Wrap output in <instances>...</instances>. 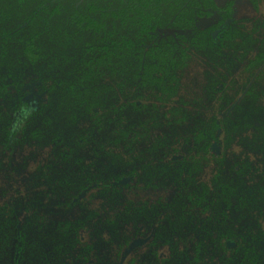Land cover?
I'll return each mask as SVG.
<instances>
[{"label":"flooded vegetation","instance_id":"obj_1","mask_svg":"<svg viewBox=\"0 0 264 264\" xmlns=\"http://www.w3.org/2000/svg\"><path fill=\"white\" fill-rule=\"evenodd\" d=\"M253 1L255 0H251V2ZM212 2L214 6L208 7L202 3V0H184L180 3L177 12L185 11V18L178 22L174 18L175 21L173 20V22H157L148 25L146 33L150 36L149 39H146V35L141 38L134 35L132 38L134 42L133 76L129 84L131 103L129 117L131 118L132 139L138 138L137 130L144 129L150 136L152 132L161 127L155 121V117L159 113L163 120V127H165V120L169 124L178 125L186 118L187 113L184 109L174 110V108L168 107L172 99L180 100L179 96L182 95L180 89L181 76L176 77L179 80V94L170 98L165 93V52L169 53V46L167 45L165 48V42L169 39L175 41L172 47L177 46L176 49L172 48L174 57L176 56L175 53H180L179 49L185 51L187 55L186 68L191 63L190 53L192 49L193 51L197 49L196 47L204 48L215 54L217 60H220V63L216 64L219 67V70L216 71L217 76L209 78L207 85H204L207 87V93L204 94L205 102H212L209 111L207 112V109L205 111L211 113V118L208 125L199 127L197 139L194 142L201 144V146H197V150L195 148V151H192L195 156L194 159L203 164L201 174L196 177L201 176L205 183H211L213 186L212 177L217 171L215 159L218 156L222 157L224 162L228 164L237 161L240 165L242 164L243 168L248 166L246 169L247 173L250 174H257L258 166L254 162L259 165L261 159L264 158V130L254 129L253 138H249V135L252 134L246 129L238 134L232 133V120L236 117L235 108L245 99L249 91L255 98L252 101L255 109L256 106H264V59L259 65H256L255 61L250 62L260 49H264L262 44L264 23L258 25V28L252 27L247 32L239 29L242 22L236 21L235 17L232 18V3L228 2L224 7L225 9L221 11V17L217 24L210 31L204 33L197 29L196 24L200 19L208 17L210 12L218 10L214 0ZM7 16L12 18L11 13ZM165 29L171 30L175 37L165 36ZM237 30H241V32H237ZM207 35L215 40L211 46L203 44L207 40ZM248 38L251 39L252 44L243 42L244 40L248 41ZM139 42L142 43L139 44ZM0 47L2 48L0 66L3 65L2 75L0 74V98L5 99L11 105L12 109L10 108V110L13 111L11 115L9 112L7 113L9 115L7 123L2 127L0 135L4 141L5 149L10 153L15 147L19 151V149L28 146L31 140L34 143L39 142L43 136H31L33 130L44 131L40 127V125H44L42 124L43 109L39 105L42 102V104L46 103L50 96L60 103L63 96L61 95L62 91L68 90V86L71 87V82H66L67 87L64 89L59 86V79L57 78H50L52 80L49 82V78H47L42 82L40 80L42 67L39 60L33 64L29 62L26 64L21 61L19 56L20 46L6 41ZM217 60L215 59V61ZM109 77H105L104 80H110ZM64 78L66 77L64 76ZM121 79H124V76L119 77V82ZM153 79L161 80L160 88L151 84ZM199 83L202 82L196 78L194 85H199ZM27 90L30 93L26 96ZM120 90V87H115L118 108H122L125 102L121 98ZM229 99H232L231 103H228ZM222 103L226 105L220 106ZM249 106L250 97L242 104V114L249 116V121H253L250 117L254 116L255 112H248ZM60 115H62L61 111ZM147 117L149 120H146ZM261 119L263 120L262 115ZM64 121L65 118L61 122V128H63L62 126L70 127L71 131L67 135L62 133L63 139H56L54 142L49 139L50 149L57 155L48 157L45 163H41L38 159L34 167L30 165L31 170L36 172L35 191L37 193L42 191L43 193V191L48 190L49 193H52L54 197L50 200L55 203L56 210L60 213L59 215H63V218L57 221H48V219L46 221L41 217H36L26 223V212L30 214V211L22 206L20 214L18 207L15 208L14 205L9 204L1 192L0 264H223L220 261L222 259L227 262L226 264H232L229 257L232 258L236 254L229 251L224 252L221 244H224L227 250L235 248L236 244L241 248L253 249L254 254L252 255L258 261L256 264H264V188H255L243 198V211L244 213L247 212L244 216L246 218L243 220H227L223 222V226H219L216 220H205L203 224L197 222L196 226L192 225L196 231L190 230L189 223L191 224V222L186 218L185 209H181V223H179L176 231L171 227L169 228V221L165 219V217L169 218L168 208L162 209V212L164 210L166 212L163 217H160L157 216V205L148 206L146 208L149 209L148 213L141 214L145 223L139 226L136 222L130 224L135 228L132 239L129 241L126 235H122L123 233L119 230L121 226H115L120 217L117 215L120 211L111 209L113 204L106 203V195H110L109 193L115 188L125 185L127 181L133 180L137 172L134 171L130 177L129 175H124L126 178L118 177L110 185H106L104 180L108 177H106L105 171L99 167L98 162L106 158L107 153L108 158L110 155L112 156V152L115 154L121 148L110 145L109 148H106V146H101L102 142L91 146L90 144L93 143L91 140L92 133H89L88 129L74 130L73 127L76 125L69 124L66 126ZM29 125L32 129L26 132L27 136H25V129ZM57 129H60V125L56 126ZM65 131L68 130L65 129ZM94 131L96 132V128ZM258 132L261 133L262 136L260 137L263 140L256 138ZM58 133L53 132L51 137L53 138ZM212 133H214L213 139ZM65 137H67V141L64 140ZM234 142L236 147L242 148V152L239 151L240 154L236 155L230 162L226 160L225 156ZM252 145H260L256 150L257 155L251 156ZM36 149L37 147H34V150ZM175 158L182 160L184 157H172V159ZM188 159L190 160L191 157ZM6 160L7 158L4 157V161ZM210 162L214 165L212 175L204 172V168ZM7 163L8 165H1V172H9V162L7 161ZM26 163L24 164L26 165ZM28 166L24 169L30 172ZM235 170L238 171L239 167H236ZM61 176L65 181L58 183L57 179ZM47 182H50V187L47 186ZM0 191L8 193L9 188ZM212 192L214 203H216L218 197L214 187H212ZM63 196L66 197L63 198ZM59 197L61 198L59 199ZM69 199L73 204L67 206L65 202ZM233 202L234 200L231 199L230 203ZM55 207L54 211L46 210L40 201L37 210L44 209L43 211L50 214L51 212L55 213ZM106 211H112L114 212L112 217L116 216V219L108 221L106 224L108 228L105 227L106 219L104 216ZM253 214H258V217L255 218ZM39 215V213L36 214V216ZM133 215H130L131 219ZM128 218L129 215L126 214L124 220L120 221L122 222L121 225L126 224L129 221ZM153 218L156 219L154 222L165 220V224H167L165 229L159 227V223H153ZM61 224H66L65 227L68 232L65 233L63 240L65 248L57 252L55 244L60 239L57 231ZM54 225L55 227H53ZM157 228L158 230H156ZM84 230H86V235L83 239L81 232ZM107 231L109 233H106ZM174 237L177 239L172 241L171 239ZM229 238L230 240H228ZM155 240L158 245L160 243L156 250L153 246ZM90 241H93V244ZM178 241L183 242V247L178 246L177 252L170 251V247ZM170 242L171 246H169ZM196 242L209 245L210 251L192 252L190 246ZM31 244L34 245V248L31 247ZM163 246H165V251L158 252V249L164 248ZM244 254L245 251L240 252V255Z\"/></svg>","mask_w":264,"mask_h":264},{"label":"trees","instance_id":"obj_2","mask_svg":"<svg viewBox=\"0 0 264 264\" xmlns=\"http://www.w3.org/2000/svg\"><path fill=\"white\" fill-rule=\"evenodd\" d=\"M183 1L0 0V45L7 41L10 44L20 46L19 56L21 61H24L26 64L27 62L33 64L37 60L48 63L50 60H54V57L52 58L51 54H44V46L41 43L39 45L38 42V38L42 35L40 32L50 29L60 35L57 37L60 40L58 43L61 48L59 56L68 55L70 47L62 44V41L68 38V33L83 32V34L90 36L91 41L83 43L74 55V58L64 60L65 62H73V67L71 68V87L68 86V90L64 89V87H67L66 81L58 80L59 86L64 89L61 93L63 96L60 99L62 103H59V106H62V114L65 118L64 125H76L82 118L85 120L89 119L91 129H88V132L94 133L95 128L96 132L100 131L103 136L101 146H106V148H109V145L112 147L117 146V148L120 147L127 153H131L132 149L135 146L142 145L148 136L147 131L140 129L136 131L138 138H131L129 84L133 76L132 54L134 42L132 38L134 35H138V38L146 35V39H149L150 36L146 33L148 25L157 22H173L174 18L178 22L180 19L185 18V11L177 12L180 3ZM202 3L208 7L214 6L212 0H202ZM9 13L12 14V18L11 16H7ZM164 14L165 17H163ZM226 32L229 33L228 30ZM41 38L45 39L50 46H55L50 37L46 39L42 36ZM247 40L243 42L252 44L250 38ZM173 43L175 41L172 39L165 42V48H167V45L169 46V53L165 52V93L170 98L175 94H179V80L176 77H179L187 66L185 51L179 49L180 53H175V57L172 54L174 53L172 48H177V46L172 47ZM214 43L215 40L210 35H207V40L203 44L211 46ZM139 44L137 43V46ZM262 44L264 46V39ZM53 52L55 51L51 49L50 53ZM139 58H141L140 55ZM263 59L264 49H260L250 62L255 61L256 65H259ZM40 66L42 67V71H40V80L42 82L50 76L51 72L56 75L60 74L59 66L49 67L48 65L47 70L43 65ZM68 71L69 69L64 72L65 77H67ZM120 76H124V79H121L119 82ZM105 77H109L110 80H104ZM151 84L160 88L161 80L153 79ZM116 86L121 88V98L125 101L122 108L117 107ZM249 97L250 106L247 108V111L255 112L254 116L250 117L253 121H249V116L242 114V104ZM254 100L255 98L252 96L251 91H249L245 99L236 106V117L232 120L233 134L240 133L243 129H246L247 125L249 126L254 122L257 123L254 129L264 130V106H256L255 109L252 105V101ZM231 102L232 99H229L228 103ZM26 111H28L27 108ZM261 115L263 120L261 119ZM146 120H149L148 117ZM49 123L50 121L47 118L42 120L44 126H48ZM104 124L109 126H104L103 130H100L99 127H102ZM46 131L33 130L31 136H44ZM57 132H59L58 135L53 138L51 135L49 136L52 142L56 139H63L62 132ZM213 135L214 133H212V139L214 138ZM215 160L217 171L212 177L213 186L211 183H205L202 178L196 177L198 174H201L203 164L199 163L198 160H192L189 166L191 168V170L189 169L191 178L188 179V182L183 187L191 185L193 191L183 193L182 195L179 193L173 200L171 207H168L169 218L165 217V219L169 221V228L178 230L182 218V208L186 210V218L191 222V224L189 223L190 230L194 231H196L194 226H196L197 222L203 224L205 220L210 221L213 219L218 222L219 226H223V222L227 220H243L246 218L244 216H246L247 212L244 213L243 211V198L255 188H264V169L263 172L258 169V172L256 171L257 174H250L247 173L246 168L248 166L243 168L242 164L240 165L237 161L236 163L228 164L220 156ZM236 167H239L238 171L235 170ZM173 173L178 174V170H173ZM131 175L132 173L129 174V177ZM63 181L65 179L62 176L57 179L58 183H62ZM49 183L47 182L48 187H50ZM212 187L217 192L216 196L218 199L216 203L213 200ZM53 197L54 195L49 193L48 190L43 191L41 203L44 209L53 210L50 207L53 206L51 204L53 202L49 200ZM46 199H48L47 203H45ZM70 199L65 202V205L70 206L73 204ZM231 199L234 200L233 203H230ZM172 220L173 223L170 224ZM65 225H59V230L57 231L58 237H60L55 244L57 252L65 248L63 240L65 233L68 232ZM159 245L155 240L153 242L154 250ZM171 245L170 242L169 246ZM178 246V243H174L170 247V251L177 252ZM221 246H223L224 252L229 251L236 254L232 258L229 257V261L232 264H256L258 262L252 255L254 254L253 249L241 248L238 244L230 250H227L224 244H221ZM31 247L34 248V245L31 244ZM190 249L195 253L210 251L209 245L206 246L202 242L192 243ZM16 251L18 252V250ZM242 251H245L244 255H240ZM220 261L223 264L227 263L224 259Z\"/></svg>","mask_w":264,"mask_h":264},{"label":"rangeland","instance_id":"obj_3","mask_svg":"<svg viewBox=\"0 0 264 264\" xmlns=\"http://www.w3.org/2000/svg\"><path fill=\"white\" fill-rule=\"evenodd\" d=\"M228 2L232 3V18L235 17L236 21L242 22V24L239 25V29H243V31L247 32L252 27L258 28V25L264 23V0H255L253 2H251V0H214V3L218 10L210 12L208 17L200 19L196 24L197 29L204 33L210 31V29L214 27L220 20L221 11L225 9L224 7ZM237 32H241V30H237ZM40 34H42L41 37L43 36L46 39L50 37L52 42L55 44V46H50L49 44H47L45 39L41 37L38 38L39 45L41 43L44 46V54H51V57H54V60H50L48 63L40 60V65H43L46 70L48 65L49 67L59 66L60 70L59 75L51 72L50 76H48V82L52 80L50 78H57L62 81L65 80L68 83L71 82V68L73 67V62H65L64 60L74 58V55L78 51L79 47H81L83 43L91 41L90 36L83 34V32L68 33V38L62 41L63 45L70 47L68 49V55L59 56L61 48L58 43V41L60 40L57 37H59L60 35L56 31L50 29H47L44 32H40ZM165 36L175 37L174 33L168 29H165ZM196 48L197 49H195L194 51L192 49L190 53L191 63L188 64V67L185 68L184 72H182V74L180 75L182 77L180 84L182 95L179 96L180 100L172 99L168 105L170 109L174 108V110H185L187 116L183 120V122L175 125L169 124V122L165 120V127H163L161 114H156L157 117H155V121L156 123L161 125V127L152 132L150 136H147L145 141H142V145L140 144V146H135L132 149V153H127L125 150L123 152L122 148L118 149L115 154L112 152V156L110 155L108 158L106 156V158H103L98 162L99 167L105 171L106 177H108L106 178V180H104V183L106 185H110L114 181V179L118 177L126 178V176L124 175H129L134 171L137 172V175L133 180L127 181L125 185L115 188V190L109 193L110 195H106V203L115 205L114 207L113 205H111V209L120 211L117 214L120 217L117 219V225L115 226H121L119 230H121V232L123 233L122 235H126V238L129 241L130 239H132L133 229L135 228L130 224L136 222L137 226H139L145 223L143 220L144 218L143 216H141V214L144 215L148 213L149 209H146L148 206L157 205V216L163 217L164 213L166 212V208L171 207L173 200L179 193L182 195L183 193H190L193 191L191 185L185 187L187 189L186 191L183 186H185L188 182V179L191 178L189 175V169L191 170V168L189 166L191 165L192 160H194L195 157L192 154V151L195 148V150H197V146H201V144H196L194 142L197 139V133L200 129L199 127H201L202 125H208L211 118V113L207 112L209 111L212 102H205L204 94L207 93V87H204V85H207L209 78H214L215 76H217L216 71L219 70V67L216 64L220 63V60H217L215 54L204 48ZM51 49L55 52L50 53ZM0 53H2L1 47ZM215 59L217 61H215ZM4 60L5 57L3 59V63ZM2 68L3 65L0 66L1 75L3 71ZM68 69V75L66 78H64V72ZM195 77L202 83H199V85H194L196 81ZM5 82H7V79H5ZM29 93L30 92L27 90L25 92V95L27 96ZM42 103L39 105L43 109L42 120L43 117L47 118L50 123L46 127L40 125V127L44 131H47L45 132V135L39 140V142L34 143L33 140H31V142L28 143V146L19 149V151L18 148L15 147L13 148V151L8 153L5 149L4 141L0 135V190L9 188L8 193L5 191H0V193L3 192L9 204L14 205L15 208L18 207L20 214L22 212V206L30 211V214L25 211L27 214V217L25 218L26 223L29 220H34L36 217H41V219L46 221L47 219L48 221H57L63 218V215H59L60 213H58V211L56 210V207L54 206L55 203H51L55 207V213H46V211H43V208V210H37L43 193L42 191L40 193H37L35 191L36 172L35 170H31L30 165L31 167H34L36 162H38V159H40L41 163H45L48 157L55 156V154L57 155V153H54V151H51L50 149L49 136L53 132L62 131V133H65L67 135L68 132L71 131L70 127L66 128L62 126L63 128H61V122L64 118V115H60V111L62 113L63 111L61 110L62 106H58V100H55L54 97L50 96L46 103ZM225 105V103H222L220 106ZM10 108L11 105L6 102L5 99L0 98V134L2 127L7 123V117L9 116L7 113L9 112V114L11 115L13 112L12 110H10ZM206 109L207 112L205 111ZM228 109L229 107L227 108V110ZM58 120L60 124L57 123ZM129 122L131 124L130 117ZM89 124H91L89 122V119L85 120L82 118L81 121L76 124V127H73V129L79 131L86 129L90 130L91 125L89 127ZM57 125H60V129L56 130ZM256 125L257 123L254 122L246 127V130H249V133L252 134L249 135V138H253V136L255 135L254 128L252 127H255ZM104 126L108 127L109 125L104 124L100 128V130H103ZM30 129L32 128L29 125L25 129V136H27L26 132H28ZM65 129H67L68 131H65ZM260 136L262 135L260 132H258L256 138L260 139ZM64 140L67 141V137H65ZM91 140L93 142L90 144L91 146L98 145L102 142L103 136L100 132H94L91 135ZM234 144L235 142L231 145L228 153H226L225 156L226 160L230 162L234 157H236V155H239L242 152V148H238ZM34 147H37V149L34 150ZM258 147H260V145L251 146V156L257 155L256 150ZM177 156H182L184 158L182 160H179L177 158L172 159V157ZM4 157L7 158L6 161H4ZM189 157H191L190 160L188 159ZM263 159L264 158L261 159L259 165L257 162H254V164L258 166V169L261 172H263L264 169ZM7 161L9 162V172L3 173L1 172V165H8ZM126 162L128 163L127 165L125 164ZM24 163H26V165ZM27 165H29L28 167L31 170L30 172L24 169ZM213 167L214 165L212 162L208 163V165L204 168V172L208 175H212ZM176 169L178 170V174L173 173V170ZM199 178H201V176H199ZM60 198L61 197H59V199ZM47 202L48 199L45 200V203ZM56 202L61 203L58 201ZM96 202L101 203L98 201ZM53 206L50 207L54 209ZM162 209L165 210L162 212ZM37 213H39L40 215L36 216ZM113 214L114 212L112 211L105 212V225L108 223V221L116 219V216L112 217ZM126 214L129 215V221L126 224L121 225L122 222L120 221L124 220V216ZM130 215H133L132 219ZM253 215L255 216V218L258 217V214ZM152 220L153 223H159V227H164L165 229V227L167 226V224H165V220H158L157 222H154V220H156L154 218ZM53 227H55V225ZM105 227L108 228L107 225ZM156 230H158V228ZM85 231L86 230H84V232H81V234L83 235V239L86 235ZM106 233L109 232L107 231ZM176 239L177 238L174 237L171 240L175 241ZM90 243L93 244V241H90ZM176 243H178L179 247H183L182 241H178ZM163 247L164 248L158 249V252L165 251V246Z\"/></svg>","mask_w":264,"mask_h":264}]
</instances>
